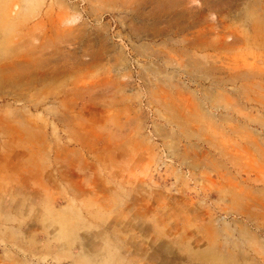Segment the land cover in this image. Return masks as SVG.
I'll return each instance as SVG.
<instances>
[{
  "label": "rangeland",
  "instance_id": "rangeland-1",
  "mask_svg": "<svg viewBox=\"0 0 264 264\" xmlns=\"http://www.w3.org/2000/svg\"><path fill=\"white\" fill-rule=\"evenodd\" d=\"M0 264H264V0H0Z\"/></svg>",
  "mask_w": 264,
  "mask_h": 264
}]
</instances>
